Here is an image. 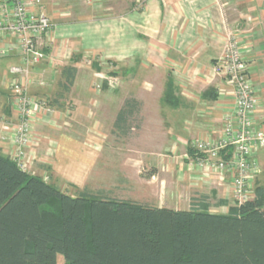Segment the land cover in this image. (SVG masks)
Listing matches in <instances>:
<instances>
[{"label":"crops","instance_id":"0c3cea01","mask_svg":"<svg viewBox=\"0 0 264 264\" xmlns=\"http://www.w3.org/2000/svg\"><path fill=\"white\" fill-rule=\"evenodd\" d=\"M62 3L42 0L52 42L26 84L28 96L46 98L53 108L50 120L33 128L40 140L32 145L31 173L71 196L90 189L171 210H188L202 196L211 213L225 214L227 207L216 201L233 202L226 183L190 166L188 149L198 138L216 139L233 112L232 91L213 71L232 31L239 34L260 102L255 116L264 118V1L142 0L104 16L77 12L73 0ZM0 62L7 67L0 69V115L9 127L19 120L4 75L19 59L11 55ZM65 68L75 70L70 83ZM107 74L116 87H102ZM169 80L171 103L163 100ZM125 100L139 107L122 135L114 123ZM134 119L136 133L128 138ZM9 139L0 143L5 153ZM255 158V182H264V152Z\"/></svg>","mask_w":264,"mask_h":264},{"label":"trees","instance_id":"16d2710c","mask_svg":"<svg viewBox=\"0 0 264 264\" xmlns=\"http://www.w3.org/2000/svg\"><path fill=\"white\" fill-rule=\"evenodd\" d=\"M63 72L70 83L75 70ZM163 100H175L170 80ZM137 107L125 100L114 123L120 134ZM255 184L251 200H217L225 214L211 213L202 196L171 210L90 189L71 196L0 149V264H57L58 256L63 264H264V182Z\"/></svg>","mask_w":264,"mask_h":264},{"label":"built area","instance_id":"2783aa9c","mask_svg":"<svg viewBox=\"0 0 264 264\" xmlns=\"http://www.w3.org/2000/svg\"><path fill=\"white\" fill-rule=\"evenodd\" d=\"M52 42L51 23L42 11V0H0V57L16 55L19 64L8 69L5 78L11 89V108L18 117L17 125L7 129L0 115V143L9 136L6 156L23 171L30 172L35 153L30 138L39 111H48L46 99L27 95L26 84L30 71L47 58L46 50ZM213 71L224 80L233 94V112L221 126L216 139L198 138L192 143L197 151L190 158V166L206 177L226 183L233 201L243 203L254 196L255 179L259 174L255 155L264 149V118L255 116L259 99L248 76L240 42L232 32L225 37L221 57ZM114 87L116 79L105 78ZM101 84L96 86L100 89ZM39 118V119H40Z\"/></svg>","mask_w":264,"mask_h":264},{"label":"rangeland","instance_id":"374dc122","mask_svg":"<svg viewBox=\"0 0 264 264\" xmlns=\"http://www.w3.org/2000/svg\"><path fill=\"white\" fill-rule=\"evenodd\" d=\"M68 0H61V2H67ZM138 1V2H137ZM142 0H73V4H75V5H77V7H79V10L77 11V12H79V13H84V12H87V13H89V14H93V15H97V16H104V15H107V14H114V15H117V14H122V13H124V12H126V11H129V10H131L132 8H136V5H139L140 4V2H141ZM255 1V0H254ZM264 1V0H263ZM62 3V4H63ZM229 14H231V15H233L234 14V12H231V11H229ZM236 15V14H235ZM238 22L237 23H239L240 22V20L238 19L237 20ZM232 34H234V35H236V40H237V42H240V39H239V34L237 33V32H233L232 31ZM240 45H241V42H240ZM2 65V66H1ZM5 68H7V67H5V64H4V62H0V69H1V71H4L5 70ZM111 70H109V72H110ZM7 72V71H6ZM5 75H6V73H5ZM5 75H4V77H5ZM107 78H111L110 77V75L109 74H107ZM6 79V78H5ZM8 79V78H7ZM6 79V80H7ZM8 81V80H7ZM95 84V83H94ZM107 85V84H106ZM114 85H116L117 86V84H116V82H115V84ZM108 86V85H107ZM116 86H114V87H116ZM93 88H95L96 89V86H93ZM6 89H8V88H6ZM95 91H97V89L95 90ZM11 93V92H10ZM12 93L10 94V98L12 97ZM33 97V96H32ZM35 98H37L36 96H35ZM40 98H43V97H40ZM43 99H46V98H43ZM47 100V99H46ZM47 103H46V107H44V108H49L48 109V111H46V110H44V111H39L38 112V115H40L41 116V118L39 119L38 118V120H36V123H35V125H41L42 124V122H46L47 120H50V117L52 116V112H53V108H52V106H51V104H50V102L47 100L46 101ZM2 122H4L5 123V121L2 119ZM131 124H132V126L135 128V131H129L128 133H129V135H128V138H130V137H132V135H134V133H136V125H137V123H136V119H134V121L132 122L131 121ZM15 125H17V124H15ZM34 125V126H35ZM44 125V124H43ZM6 129H7V125H6V123H5V125H3ZM38 127V126H37ZM12 127L11 126H9V129H11ZM32 137H37L38 139L40 138L36 133H35V130L33 129L32 130V132H31V134H30V138H32ZM40 140V139H39ZM32 143H31V145H30V147H31V149H34V147L32 146L33 145V143H35V144H38L39 143V141L37 142L36 140L35 141H31ZM0 149H1V152H2V154L3 155H5L6 156V153L5 152H3V148H1L0 147ZM50 149V151H51V147L49 148ZM48 152V153H51V152ZM34 153H36L35 152V149H34V151H33ZM262 152H264L263 150H262ZM30 172H31V170H30ZM43 180L45 181V182H47V183H49V180H48V178H43ZM262 181V180H261ZM261 181L260 182H258V183H261ZM255 185L256 184H254V186L253 187H255ZM69 194V193H68ZM57 264H63V258L61 257V256H58L57 257Z\"/></svg>","mask_w":264,"mask_h":264}]
</instances>
